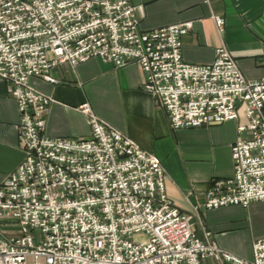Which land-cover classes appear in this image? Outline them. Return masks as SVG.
I'll list each match as a JSON object with an SVG mask.
<instances>
[{"label": "built area", "instance_id": "1", "mask_svg": "<svg viewBox=\"0 0 264 264\" xmlns=\"http://www.w3.org/2000/svg\"><path fill=\"white\" fill-rule=\"evenodd\" d=\"M214 20L223 34V19ZM192 27L145 31L129 0H0V76L18 104L24 152L0 185V264H204L209 256L264 264V239L253 243L251 261L199 239L192 217L168 196L161 160L90 104L81 109L90 137L45 132L54 103L32 79L55 85L56 67L99 58L116 68L137 64L145 91L165 108L173 129L242 119L234 176L210 184L207 208L264 203V79L245 78L225 47L212 64L186 63L181 36Z\"/></svg>", "mask_w": 264, "mask_h": 264}, {"label": "crops", "instance_id": "2", "mask_svg": "<svg viewBox=\"0 0 264 264\" xmlns=\"http://www.w3.org/2000/svg\"><path fill=\"white\" fill-rule=\"evenodd\" d=\"M129 1L137 8L145 31L192 23L181 36L186 63L212 64L216 50L225 47L245 78L264 79V0ZM215 17L224 21L223 34ZM53 73L58 80L55 85L31 80L35 91L51 97L54 103L45 116L48 135L90 137L88 116L81 112L90 104L96 116L161 160L168 196L184 214L194 216L199 239L235 257L253 259V243L264 239V203L252 202L248 208L206 206L210 184L234 176L232 148L242 119L218 126L173 129L165 108L145 91V75L137 64L116 68L99 58L77 68L61 65ZM9 88L0 76V185L24 160L19 145L21 118ZM242 137L247 138V134ZM204 264L232 263L209 256Z\"/></svg>", "mask_w": 264, "mask_h": 264}, {"label": "rangeland", "instance_id": "3", "mask_svg": "<svg viewBox=\"0 0 264 264\" xmlns=\"http://www.w3.org/2000/svg\"><path fill=\"white\" fill-rule=\"evenodd\" d=\"M185 215H187V214H185ZM187 216H189V215H187ZM189 217H192V221H193V229H194V231H195V222H194V216H189ZM196 232V234H197V231H195ZM211 233H208V235H210ZM32 235L34 236V241H35V244H39L40 243V241H41V239H42V235H41V232L39 231V230H35V231H33L32 232ZM198 236V235H197ZM135 239L136 240H141V239H145V238H142V237H135ZM207 244H209V245H214L213 243H209V242H206V245ZM214 246H216V245H214ZM217 247V246H216ZM218 248V247H217ZM215 258V257H214ZM217 259V258H216ZM219 261H223L224 259H218Z\"/></svg>", "mask_w": 264, "mask_h": 264}]
</instances>
